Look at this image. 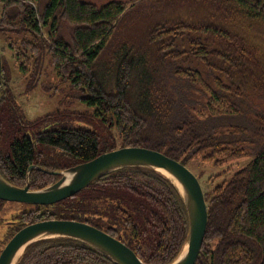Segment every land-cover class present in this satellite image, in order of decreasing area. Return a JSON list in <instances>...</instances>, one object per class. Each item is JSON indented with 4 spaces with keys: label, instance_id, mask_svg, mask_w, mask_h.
<instances>
[{
    "label": "trees",
    "instance_id": "1",
    "mask_svg": "<svg viewBox=\"0 0 264 264\" xmlns=\"http://www.w3.org/2000/svg\"><path fill=\"white\" fill-rule=\"evenodd\" d=\"M131 5L0 0V39L14 53L25 93L39 85L46 93L59 91L41 83L47 57L54 75L68 84L67 96L91 108L94 120L79 122L76 113L58 110L28 121L2 56L0 176L23 187L37 157L27 133L57 123L76 124L49 136L65 149L66 159H74L63 170L117 149L98 126L115 128L120 148L156 150L185 166L196 159L222 166L253 153L230 181L204 193L208 225L196 264H264V0H133ZM257 99L259 105L252 102ZM228 115H248L249 122L212 125ZM43 171H30L32 190L53 183ZM44 209L50 215L25 211L21 221L85 222L123 242L145 264H171L188 235L175 189L147 168L112 172ZM17 264L113 263L75 240L49 239L31 244Z\"/></svg>",
    "mask_w": 264,
    "mask_h": 264
},
{
    "label": "water",
    "instance_id": "2",
    "mask_svg": "<svg viewBox=\"0 0 264 264\" xmlns=\"http://www.w3.org/2000/svg\"><path fill=\"white\" fill-rule=\"evenodd\" d=\"M2 53L0 43V77ZM24 187L14 186L0 176V200L32 207H50L72 198L93 182L112 172L127 168H147L160 173L175 189L188 219V235L182 250L171 264H196L208 225V207L199 179L184 164L163 153L129 146L102 153L95 158L59 172L40 171L58 179L43 188L32 190L29 174ZM49 239H71L96 250L113 264H145L120 240L87 223L47 219L18 230L0 252V264H17L33 243ZM22 249V250H21ZM22 251L19 256L18 252Z\"/></svg>",
    "mask_w": 264,
    "mask_h": 264
},
{
    "label": "rangeland",
    "instance_id": "3",
    "mask_svg": "<svg viewBox=\"0 0 264 264\" xmlns=\"http://www.w3.org/2000/svg\"><path fill=\"white\" fill-rule=\"evenodd\" d=\"M94 4L101 6L108 2H123L130 7L133 4V0H88ZM132 6V5H131ZM1 43V53L5 60L6 71L9 74V82L13 93L17 96L18 104L22 108L26 119L30 122L35 121L38 118H41L49 113H54L60 110V113L71 115L76 113V120L83 123L93 124L94 120L93 110L86 107L84 104L78 102L75 96H67L69 90L68 84H63L60 78H57L52 68L49 65V60L46 57L44 70L41 74V83L47 85H53L54 88H59V91L51 94L44 92L39 86L25 93L26 90V80L24 76L18 71L17 65L14 59V53L11 52L6 43L0 39ZM252 102L259 105V100H253ZM264 107V103H263ZM59 112V111H58ZM248 115L245 116H236L228 115L224 116L218 120L212 122L214 126L230 127V126H243L248 124ZM100 130V133L104 136V140H107L110 144L115 147L120 148L121 141L119 140L115 128L108 129L97 127ZM106 137V138H105ZM254 154L250 153L245 157H242L237 160H232L227 162L222 166H214L211 164L202 163L201 159H196L187 163V167L196 175L199 179L203 192L210 194L215 186L224 184L225 182L230 181L233 174L238 170L245 167L253 159ZM17 204V203H15ZM20 205V204H18ZM15 205L13 208L15 213L21 211L20 206ZM30 209V208H29ZM31 210V209H30ZM15 214V215H16ZM1 223V222H0ZM0 227H4L1 226ZM1 247V244H0ZM2 250V249H1ZM0 250V251H1Z\"/></svg>",
    "mask_w": 264,
    "mask_h": 264
},
{
    "label": "flooded vegetation",
    "instance_id": "4",
    "mask_svg": "<svg viewBox=\"0 0 264 264\" xmlns=\"http://www.w3.org/2000/svg\"><path fill=\"white\" fill-rule=\"evenodd\" d=\"M69 125H76L74 123H62V124H51V125H45L42 126V129L36 130L33 133L29 134L27 133V137L29 138L30 142L33 143V152L36 154V160L34 161L33 165L38 164L42 167H46V169H49L47 167H53L54 170L51 172H59L62 171L66 167H70L74 161V159H66L64 154H67L65 149H63L60 145H57V143H53L49 140V136H56V134H59L63 131V126H69ZM65 129V128H64ZM69 130V129H68ZM46 159L50 161V163L46 162ZM33 165H29L27 167V172L29 171L30 167H34ZM79 165V164H77ZM37 168L34 167L32 171H37ZM39 170V169H38ZM27 177V175H26ZM25 177V181H26ZM51 181L55 182L58 177L51 175L50 176ZM26 185V182L24 186ZM23 186V187H24ZM31 189V187H30ZM18 205L11 202H5L0 200V225L4 227H0V250L4 248L6 243L10 240V238L22 227L31 224L21 221L23 214H25V211H32L34 213L35 217H40L44 215H50L47 213V209H44V207L40 208H33L32 210L25 208L24 206L18 205L21 208V211L19 213H15L14 206ZM77 212L74 214L76 215ZM16 214V215H15ZM16 217H19V219H16ZM41 221V220H39ZM37 222V221H36ZM33 223V222H32ZM85 223V222H83ZM2 251V250H1ZM0 251V252H1Z\"/></svg>",
    "mask_w": 264,
    "mask_h": 264
},
{
    "label": "bare ground",
    "instance_id": "5",
    "mask_svg": "<svg viewBox=\"0 0 264 264\" xmlns=\"http://www.w3.org/2000/svg\"><path fill=\"white\" fill-rule=\"evenodd\" d=\"M21 250H22V249H21ZM21 250L18 252V256H19V254L22 252Z\"/></svg>",
    "mask_w": 264,
    "mask_h": 264
}]
</instances>
